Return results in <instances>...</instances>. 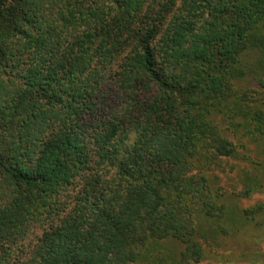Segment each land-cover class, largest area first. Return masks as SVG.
<instances>
[{
	"label": "trees",
	"instance_id": "trees-1",
	"mask_svg": "<svg viewBox=\"0 0 264 264\" xmlns=\"http://www.w3.org/2000/svg\"><path fill=\"white\" fill-rule=\"evenodd\" d=\"M248 49L264 87V0H0V264H142L165 238L210 264L237 222L216 180L264 138Z\"/></svg>",
	"mask_w": 264,
	"mask_h": 264
},
{
	"label": "rangeland",
	"instance_id": "rangeland-1",
	"mask_svg": "<svg viewBox=\"0 0 264 264\" xmlns=\"http://www.w3.org/2000/svg\"><path fill=\"white\" fill-rule=\"evenodd\" d=\"M259 56L255 49H248L242 53L240 62L244 65L245 73L234 80L236 87H250L264 93V87L257 84L260 72L262 74L256 62ZM256 144L257 142L248 144L244 158L227 159L224 166L227 173L220 174L216 180V184L223 186L225 194L222 200L233 220L237 222L227 235L217 236L206 244L205 258L202 263L264 264V214H260L262 217L256 215L252 221H248L241 211L243 208H250L256 204H264V138L258 145ZM238 150L244 151L239 148ZM232 164L234 166L231 168ZM236 165L238 167H235ZM244 171L257 180V187L253 188L248 195H235L234 192L244 186L242 184ZM204 172L211 174L210 171ZM226 225L231 226V220H228ZM32 235L31 242H34L38 231ZM181 247L175 239H162L153 247L150 256L142 264H177L176 260ZM27 249L28 247L25 252Z\"/></svg>",
	"mask_w": 264,
	"mask_h": 264
}]
</instances>
